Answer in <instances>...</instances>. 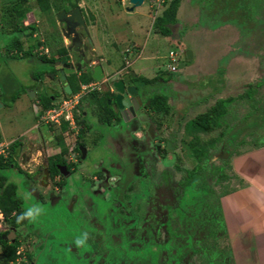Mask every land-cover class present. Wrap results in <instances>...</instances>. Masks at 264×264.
<instances>
[{
  "label": "rangeland",
  "instance_id": "374dc122",
  "mask_svg": "<svg viewBox=\"0 0 264 264\" xmlns=\"http://www.w3.org/2000/svg\"><path fill=\"white\" fill-rule=\"evenodd\" d=\"M66 1L48 0L51 9L44 12L38 9L35 0H26L25 3L22 2L15 6L21 12L23 11L21 15L17 17L13 11L10 12V15L15 17L12 19L23 18L28 20L27 22H35L37 28L34 31L35 37L44 35L47 42L42 45L44 47L48 46L50 40L55 43L59 42L58 32L56 34L57 30L53 26V13L64 7ZM72 1L78 4V7L81 5V8L86 11L89 20L87 22L89 34L93 29L98 30V27H101L99 24L104 18L100 19V17L104 15L106 20L109 19L108 25L111 23L113 27L122 26V29L119 30L120 36L124 32L132 30L129 26L135 27L138 29L135 42L138 45H143L147 51H151L154 47L155 54L150 57V60L142 56L132 63L128 73L123 75L124 73L120 71L125 82L128 79L144 90L143 95L140 96L141 100H150L155 97L160 101L161 97H165L167 92L161 89L162 87L168 88L169 84L165 83L167 78L161 76V80H151L146 84L141 80L136 81L129 73L136 72L143 77H151L154 75L155 71L153 70L156 66L161 73L168 71L171 64L175 67V71L170 72L169 80L192 84L191 88L195 89L205 77L202 74L206 72L197 71L195 75H191L189 72L186 73L189 68L185 72L183 69L187 65L197 66L195 49L200 47L203 52L209 48L216 50V53L211 55L213 64L209 68L212 71L221 69V74L218 76L224 75L222 76L224 84L217 92L223 96L229 95L227 97H230V101L224 103L225 111L216 119V127L208 132H202L191 126L190 120L199 112L211 107L216 97L213 98L206 94L198 95V91L192 92L186 88L189 86L180 85L178 88L175 87L178 85H175L173 88L175 93L170 89L171 103L166 111L154 110L153 114L149 115L150 119L147 120L145 113L141 122L137 120V128L138 126L147 128L151 120L150 122L156 123L155 129L162 127L163 130L166 129L171 133L172 136L169 137L172 143L169 144V149L160 148L163 153L169 152V156L162 157L161 155L158 162L151 161V164L148 163L149 165L128 167L131 174H127L128 187L123 189L118 197L112 196L108 193V187L114 188L116 184L114 179L117 180L120 168H118L117 162L110 161L113 154L108 147H112L116 152V157L117 154L120 157L116 143L119 140L120 145L131 151L133 155L136 152V145L133 146L134 143L131 144L126 138L137 128L134 124L130 126L131 123L128 124L120 118H118V122L115 121L109 126L104 123L99 114L101 110V114L105 115L106 109L109 108L106 102L109 97H112L111 93H107V100L103 104L99 102L100 105H103L104 110L103 107L97 109L95 104H98V101L95 100L92 103L90 102L92 99L87 94L82 95L79 105L76 106L78 115L75 117L80 118V109L86 111L84 117L91 125L90 130H85L82 124L76 123L74 120L70 125L64 123L66 126L63 127L62 125L47 126L38 123L37 114L41 104L33 102L35 98H30L29 92L35 93V97L40 95L46 98L49 93L54 94L55 91L57 94L61 93L53 100L45 101H52V103L58 102L65 93L61 91V84L58 81L45 78L43 73L51 70L45 61L30 57V55L23 58L15 56V50L10 46L19 31H17V27H12L11 24L9 27L2 28L0 25V143L3 142L0 147V156L6 157L10 141L17 139L20 142L13 155L16 168L8 167L0 170V173L4 174L8 181L15 183V192L20 197L23 211L32 205H39L43 209L35 222L27 221L25 225L16 229V236H14L17 242L16 248L20 250V254L17 256L18 264H30L31 260H27L26 254L32 253L31 251H38L37 256H40L35 264H59L61 249L65 259L61 260L60 264H63V261L71 262L74 255L72 250H75L73 243L78 238L76 236L73 239L77 225L81 231H90L88 233L90 242H86L90 249L84 254L88 257L86 264H105L104 257L107 251L103 246V240L99 238L97 232L91 233L96 228L99 230L100 225L102 227L105 221L109 224L110 218L108 219L107 211H110V215L114 216L113 211L116 208L123 214L119 222L126 227L125 233L127 239L131 240L130 245L141 249V244L148 243L151 246L149 250L154 253H157L160 248L155 260H145L142 264H157V261L163 264L166 256L171 260V264H210V254H216L217 252L214 251L216 248L205 249L202 247L199 250L196 247L191 249V245L198 246L201 244L199 242H211L222 246L221 256L219 255L217 258L214 256L213 264H228V260L225 258L229 242H225L220 230L216 201L220 192L227 188L228 181L231 180V157L237 153H245L249 150L251 152L257 146L264 145V0H180L175 13L176 22L168 25L169 35L153 33L155 30L151 19L152 16L160 14L168 0H164L165 3L163 2L159 6L160 10L152 8L150 4L152 0H143L132 11H126L129 4L125 0L122 5L117 4L118 0ZM1 3L9 6L10 0H3V2L0 0ZM27 12L29 13L28 18L25 17ZM0 18L3 17L0 15ZM50 22L51 25H49ZM50 26L54 28H50ZM209 30L211 31L209 32ZM204 31L209 34H204L206 35L204 36ZM19 32L22 34V30ZM48 34L49 38H47ZM191 34L192 36H190ZM52 35H56L55 40ZM115 41L118 50H114L113 56L106 53L107 49H102L100 52L101 57L114 60L110 71L115 70L117 63L122 61L123 55H120V51L125 47L124 43L127 44L133 40L129 33H124L123 39L116 40L110 37L105 44L111 46ZM213 43L216 44L215 47ZM40 50L41 48H38L37 51ZM169 50L176 54L173 61L167 57ZM187 51L192 54L193 58H187ZM201 51L198 54H201ZM203 56L206 61L210 60L207 53L200 55V57ZM97 57L94 53V58ZM211 73L215 74L216 72ZM182 74L185 75V78L179 80V76ZM39 80H42V84ZM67 82L70 83L74 92L78 91V82H74L72 78H67ZM141 83H143V87L140 86ZM97 85L101 88L106 87L104 81H100ZM97 95L101 98L99 93ZM89 102L92 106L85 107ZM110 122H113L112 119ZM34 124L37 128L34 127ZM131 134L135 137L133 133ZM194 135L198 136V143L194 141ZM80 139L86 155L78 166L76 177L63 181L64 187L62 188L55 182L57 177L54 175L50 180L46 178L44 186L40 182L38 171L42 163H46L47 158L49 159L48 155H53L59 150V154H63L66 158H73L75 157L74 147ZM93 142L95 144H92ZM151 144L150 141L149 145L151 146ZM191 144L193 148L188 147ZM195 144L196 146H194ZM193 149L196 153L192 152ZM199 151L204 153L203 157H196ZM21 154L23 157H20ZM161 158H163L162 161H160ZM100 163L102 166H98ZM107 166L116 171L110 173L112 176L106 177ZM192 166H194L193 168L197 166V174L195 171L194 174H189L188 170ZM98 168L101 171L99 169L98 176H95ZM183 178L190 182L187 188L178 183ZM167 180H174L177 183L172 184ZM201 180L207 186H199L204 189V193L200 197L199 190L201 189L195 186ZM87 181L90 192L93 195L101 193L104 200L113 201L112 207L109 206L107 211H103L101 204H98L99 201L96 202L94 197L87 195L84 186ZM174 184V190H172ZM196 199H199L198 203ZM178 209L184 210L185 220L181 217ZM115 218L116 216L112 219ZM152 223H154L153 227ZM50 224L54 226L53 229L49 228ZM47 226L49 235L52 234L54 237H50L45 242H39L38 240L40 236H43L42 233ZM112 226H115L114 221H112ZM213 227L214 230L212 229V234H210L209 228ZM7 228L3 220L0 230L9 232L10 229ZM147 230L154 235L153 242L146 241ZM80 233L82 232L79 231ZM115 233L111 238L114 242H118L120 240L119 233ZM137 238L144 242L135 241ZM36 243L37 246L34 248ZM187 247H190V250ZM120 263L122 264V262Z\"/></svg>",
  "mask_w": 264,
  "mask_h": 264
},
{
  "label": "crops",
  "instance_id": "0c3cea01",
  "mask_svg": "<svg viewBox=\"0 0 264 264\" xmlns=\"http://www.w3.org/2000/svg\"><path fill=\"white\" fill-rule=\"evenodd\" d=\"M9 7L10 5L8 6V5H2V3L0 4V15L3 17V18H0V25L2 28L6 26L9 27L10 26L9 22L10 24L14 22L13 19L10 20ZM78 8L80 10V14L83 13L82 14L84 15L83 18H85L86 24H87L89 20H88V15L86 11L81 8V5H79ZM127 8H126V11H132V10H128ZM28 15H29L28 12L25 13V17H27ZM102 18L104 19L99 24L101 25V27H98V30L93 29L92 33L89 34L90 49H91L90 51L92 52L90 51L88 52L90 56V61L86 65L85 69H83V72L86 74H90V67L96 63L99 64L103 75H102V79L96 82L98 84L100 81H104L105 85L108 87L113 80L119 79L118 77H120L124 81L123 77L120 74H122V72L124 73L123 75H125V73H128L130 71L129 68L132 65V63L140 59L142 56L150 60V57L154 56L155 50L153 47L151 51H147L143 45L142 46L138 45L135 42L138 29L135 27L129 26V28H131L132 30L128 32L126 31L124 33H127V34L129 33L130 38L133 41L127 44L124 43L125 47L120 51V55H123L122 61L117 63V68L115 70L112 69L110 71V69L112 68L111 66L112 61L114 60L110 58L101 57L102 55L100 54V52L102 51V49H107L106 53L110 54V56H113L115 52L114 50H118L116 41L114 45L110 44L111 46H106L105 42L110 37L115 38L116 40L123 39L124 33L122 36H120L119 30L122 29V26L118 25V27H113L111 23H109L108 25V20H109L108 18L106 20L104 15L103 17H100V19ZM151 19L153 21L154 17L152 16ZM27 21L21 18V19H17L15 23L19 26V28H23L26 24L29 23ZM32 23L35 26V22H32ZM210 31L211 30H209V32ZM205 32L206 31H204L203 35L209 34ZM153 33H156V31L155 32L153 31ZM115 34H118L119 36ZM35 36H36L35 32H33L31 34L32 39L34 40L41 39V35H38L37 38ZM52 36L54 38V35ZM190 36H192V34ZM16 37L18 38V40L20 41L22 40L24 44L25 38L27 36L24 38V36L18 31ZM191 44L194 45L193 43ZM213 46L215 47L216 44H214ZM38 48H41V47H37V50ZM198 48L199 49L197 48L195 49L196 54H197V57H196L197 66L193 67L190 65H187V66L185 65L186 67L183 70L185 72V70L189 68L188 70H186V73L189 72L191 75L193 74L195 75L197 71L201 73L206 72L202 74V75H205V77H203L202 79V82L197 84L195 89H193L191 88L192 84L188 85L187 83L183 84V83H179L175 81L173 82L174 83L173 88L175 85H178V86H175L178 88L180 87V85H183L185 87L189 86L186 88L192 92L198 91V95L206 94V95L212 96L213 98L216 97L214 98L213 104L218 99L230 98V97H227L229 95L223 96V94L220 95L217 92V90L221 89L222 85L224 84V77H222L224 75L222 74L221 76H218V74H221V69L212 71L209 68L213 64L211 62L212 61L211 55L215 54L216 50L209 48L206 52H203V50L201 51L200 47ZM93 51L98 56L97 58H94ZM200 51H201V54H198V52ZM204 53H207L210 56L209 61H206L204 56L200 57V55H204ZM190 58H193L191 53L188 59ZM192 70L194 71V73ZM153 71H155L156 73L154 72V74L157 75L160 70L156 66ZM211 72H216V73L212 74ZM129 74L130 75L132 74L133 78L136 79V81L139 79V76L143 77L141 74H138L136 72L134 73L131 72ZM184 76L185 75L183 74L179 76V80H181L182 78H185ZM144 77L150 78V76L148 77L144 76ZM129 83H132V82L126 79L125 84H129ZM134 85L137 88L138 93H139L138 98H140V96L143 95L144 90L138 87V84L137 85L134 84ZM140 86L143 87L144 86L143 83H141ZM70 89H71V86H70ZM70 93L73 94L75 92L71 91ZM29 94H30V98H35L33 102L35 101V103L38 104L39 101H37V97H35V93L33 94L29 92ZM82 97L83 96L81 95L79 98V101L81 100ZM62 98H64V95ZM169 102L170 101H168V104H170ZM89 104L90 102L85 107L92 106L91 104L90 105ZM97 109H99V107H97ZM80 110L84 112V115L87 113L86 111H83L82 109ZM77 112H78V108L76 109V113ZM84 120H85V117H84ZM112 121L114 120L112 119ZM150 121H149V124L152 123ZM129 123H132V125L134 124L135 126L136 124L138 125V123H136V120H131ZM108 125H110V123ZM82 126L84 127L85 130H90L91 128V125H89L87 121L83 122ZM34 127H36V124H34ZM149 127H150V130H152L153 123L151 124V126L149 125ZM142 129H145V128H142ZM21 157H23V155ZM230 167L232 170V173H231L232 175L230 177L231 180L230 182L228 181L227 188H225L222 192H220V194L217 197L218 211L220 214V221H221L220 230L223 234V237L225 238V242H229L228 245L231 248H228V249L233 250V253H234V257L229 258L230 255L232 256V253L231 251L227 249L228 258L231 264H264V145L257 146V148L252 149L251 152L249 150L248 152H245V153L242 152V153L233 155L230 160ZM36 260H37L36 257H33V260H32L33 264H35Z\"/></svg>",
  "mask_w": 264,
  "mask_h": 264
},
{
  "label": "trees",
  "instance_id": "16d2710c",
  "mask_svg": "<svg viewBox=\"0 0 264 264\" xmlns=\"http://www.w3.org/2000/svg\"><path fill=\"white\" fill-rule=\"evenodd\" d=\"M25 1L26 0H10L9 15H10L11 11L15 12L14 14L17 17L19 15H21L23 13V11L21 12V10L15 8V6H18V4H20L22 2L25 3ZM35 2H36V6L38 7V9L40 11L47 12L49 9H51L50 4L48 3V0H35ZM68 2L71 6L75 4L74 1H72V0H68ZM179 2H180V0H168L166 3L164 2L165 4H164L162 11L160 12L159 15L155 16L153 19L152 24H153V28L156 32H159L160 34H163V35H169L170 30L168 28V25L174 24L176 22L175 13H176L177 7L179 5ZM12 17L15 18L14 16L10 15V20L12 19ZM16 20L17 19H13L14 23ZM14 23L13 22L11 23L12 27L13 26L17 27V31L22 30V35L24 36V38L27 36L25 38L24 44H23V41L18 40L17 37L12 40V42H11L12 44L10 47L15 50V53H16L15 56L17 58H23L26 55H30V57H34L37 59L38 58L43 59V55L38 54L37 47L39 45L47 44V42L45 40L39 41V40H34L31 38V34L37 29L35 26H33V23H28L23 28H19V26L16 23L15 24ZM11 24L9 22V25H11ZM12 27H10V28H12ZM25 34H26V36H25ZM50 74H53L52 69L50 71ZM50 74H49V76H50ZM154 79L155 78L148 79V78L139 76L138 80H141L145 83H149L151 80H154ZM73 80H74V82H78V85H77L78 88H79V83L83 84V83H87L89 81H92L89 74H86L84 72L81 73V75L79 77H77L76 79L74 78ZM71 91L74 92L73 89H71ZM96 95L97 94L95 92L93 93V91L87 92V96L90 99H92V97H94ZM99 95H101V98H99V96L97 95L96 101H98V104H99V102L101 104H103L107 98L106 97L107 92H105V94L99 93ZM47 99L49 100V98L39 96V103L41 104L40 110H44L47 107H49L51 104H53L52 101L45 102V101H47ZM228 101H230L229 98L216 100L215 103L211 107H209L208 109H204L203 112H199L198 114L193 116V118L190 120L191 126H193L195 129L197 128V129L201 130L202 132H208L211 129L215 128L216 124H217L216 119L219 118L223 114V112L225 111L224 105L226 103H228ZM90 102H93V99ZM149 104L151 105L150 109L154 108L156 111H160V110L166 111L169 107L168 104H166V102H165V97H161L160 101H158L157 98L154 97V98L149 100ZM98 107L100 109H102L103 105L99 104ZM103 109H104V107H103ZM76 115H78V114H76ZM99 115H101V114H99ZM114 115H116V113L109 111V110H106L105 115L102 114L101 118H103L104 123L106 125H108L109 120L112 119ZM74 120L76 123H80V124L83 123L81 118L78 119L75 117V114H74ZM60 125H62V127L65 126V124H63V123H61ZM196 132L198 133V131H196ZM194 141L196 143H198L199 138L197 135H194ZM210 141L213 142V140H211V139H210ZM19 144H20V142L17 139H15L9 143L8 152L6 154V157L2 158L0 156V170L6 169L8 167H13V168L15 167L16 168V163L14 161L13 155L15 152V148H17V146H19ZM194 146H196V144ZM188 147L193 148L192 144L189 145ZM192 152H195L194 149L192 150ZM201 153L202 152L199 151L198 154L196 155V157L197 156L203 157L204 153H202V154ZM58 161H59V158L57 155L50 156L49 159L47 158L46 164H48V166L53 167L52 172L50 173V176H54V174H56V168L53 165L55 162H58ZM123 167L126 169V171H123ZM128 167L130 168V167H132V165H130V164L129 165L127 164L126 166L122 165V167L120 168V171L118 170L119 174L117 175V177H118L117 180H115L116 184H115L114 188L111 186L110 190L108 191V193H110L112 196L118 197V195L122 192V190L128 187L129 182H128V184L126 183L127 174H130ZM196 167L195 168L192 167L190 170H188L189 174L191 173L190 175L194 174L193 173L194 171L196 172ZM111 170H112V172H111ZM115 172L116 171L114 169H112V168L109 169V173H115ZM95 174H97V173H95ZM196 174H197V172H196ZM187 176H188V174H187ZM57 183L59 185L64 184L63 182H57ZM178 183L180 186L185 187V188H187L188 185L190 184V182L186 178H183L182 181H178ZM200 185L205 186L206 183L203 180H201L200 183L198 182V185L195 186L196 188L201 189V190H199V192H200L199 195L201 197V194L204 193V189H203V187H199ZM84 186H85V190L87 192V195L94 197V200L96 202L99 201L98 204H101L103 211H105V210L107 211L109 206L112 207L113 201L110 202V200H108V199L104 200L101 193H99L97 195H93V193L90 192L88 181L84 184ZM15 188H16L15 183L8 181L7 177L4 174L0 173V211L2 213V221L4 220V222L6 223V225L8 227L7 229L14 228L16 230L19 227H22L23 225H25L27 223V220H25L21 223L16 222V216L19 215L23 210H22V206H21L20 197L18 195H16ZM122 197H124V196H122ZM200 197H199V199H200ZM199 199H196L197 203H198ZM194 206L196 207L197 204ZM178 211H179L181 217L183 218V220H185L184 219V217H185L184 210L178 209ZM216 211L218 214V220H219V224H220L221 221H220V214L218 211V205H216ZM107 213L109 214L108 219L110 218L109 224L106 223V221H105V223L103 225L105 227L104 229H103V226L101 227V225H100L99 230H97L98 228H96L97 231L94 229L93 232L91 233V234H95L97 232V235L100 236L99 238H101V240H103V246L107 251V254L104 257V263L105 264H119L120 262H122V264H142V262H144L145 260H155L154 258L156 257L157 253H154L151 250H149V248L151 246L148 243L141 244V246H142L141 249H140V247H139V249H136L137 247L135 248L134 246L130 245L131 240L127 239V235L125 233L126 227L121 222H119V220L122 218L121 216L123 215L120 210H118L117 208L114 209V211H113L114 216L110 215V211H107ZM115 216H116V218L112 219ZM112 221H114L115 226H112ZM193 223H194V221L192 222V226H193ZM50 227H52V229L54 228V226H52L51 224H50L49 228ZM64 227H66V226H64ZM204 227H206V225H204ZM66 228H68V227H66ZM76 228H77V231H74L73 239L76 236L77 237L81 236V234L85 231V230L81 231L78 228V225L76 226ZM45 229L46 230L44 231V233H42L43 236H40V238L38 240L39 242H45L46 240L50 239V237H54L52 234L49 235L50 232L47 230L48 226ZM212 229L214 230V227L209 228L210 234H212V232H211ZM78 230L82 233L79 234ZM85 232L89 233L90 231H85ZM115 232L119 233L120 240L118 242H114L111 238L112 235L116 234ZM6 233H8V230H3V231L0 230V264H9V262H10V264H15L14 258L16 257V255H15V248H16V243H17L16 237H14L12 242H9V240H7V239L4 240L1 238V236L5 235ZM146 235H147L146 241L147 242H153L152 238L154 237V235L152 233L150 234L149 230H147ZM46 237H47V239H46ZM200 239H202V238H200ZM135 241L144 242L143 240H140L139 238L135 239ZM86 242H90L89 239ZM94 242H95V240H94ZM174 242H176V240H174ZM177 242H178V240H177ZM35 246H37V243L34 245V248H36ZM55 248H56V244H55ZM75 248H76V252L74 255L76 256L75 262L77 263V260L82 258V256L84 254H86V252L89 251L90 247L86 246V247L77 248L75 246ZM40 249L42 250V248H40ZM61 251H62V249H61ZM31 252L32 253L26 254V258L28 261H30L33 257L40 258V256H37L38 251H36V252L31 251ZM59 253H60V255L62 254L61 252H59ZM84 257H86V256L84 255ZM62 258L65 259L64 256ZM60 260H58V261H60ZM61 262L62 261H60L58 263L60 264ZM66 262H68V261H66ZM22 264H24V263H22ZM70 264H71V262H70Z\"/></svg>",
  "mask_w": 264,
  "mask_h": 264
},
{
  "label": "flooded vegetation",
  "instance_id": "af4514ba",
  "mask_svg": "<svg viewBox=\"0 0 264 264\" xmlns=\"http://www.w3.org/2000/svg\"><path fill=\"white\" fill-rule=\"evenodd\" d=\"M122 2H123V0H118L117 4L121 5ZM74 6H77V4H74V5L71 6L69 4L68 0H67L64 7H61L59 10H56L53 13V18H54L53 26L57 30L56 34L58 32V40H59V42L55 43V42H51V40H50V41H48V46H44V47L42 45L38 46V47H41V51H38V54L39 55H43V59H40V60L45 61L50 66V69L53 70V74H50L51 70L48 71V72L45 71L43 73L45 75V78L47 77L46 79H48V80L55 79L60 84H61V81H59L58 70L55 69V62L62 61V62L73 63L74 64L76 62L83 61L84 59H86V57L89 56L88 52L90 51L89 33H88V30H87L86 20H85V18L82 17V15H81V18H82V21H83V25H73V26H71L72 27L71 32H69L67 37L63 36V33L67 32V25L65 24L64 21L58 22L56 20L55 16H56V13L58 11L63 10L66 13L65 16H68V12ZM29 23H32V22H29ZM51 24L52 23H49V25H51ZM71 24H74V20L73 19L71 20ZM33 26H34V24H33ZM53 26H51V27H53ZM74 35H75V40L77 42H79V45H77V46H74L72 44V40L74 38ZM55 36L56 35H54V38H55ZM49 37H50V35L48 34L47 38H49ZM38 40L39 41H44L45 40L44 35L41 34V39H38ZM86 65L87 64H83L82 68H80L79 70H75L74 69L73 72H71V73L66 75L65 80L67 81V78H69V79H71V78L74 79L75 78L76 79L77 77H79L81 75V73H83V69H85ZM158 73H160V72H158ZM49 74H50V76H49ZM71 74H73V76H70ZM169 75H170L169 71H162L160 74H157V75L154 74L152 77H150V78H155L154 80H156V81L161 80V76L163 78H165V77L167 78L165 83L169 84L168 88L167 87H165V88L162 87V89H161V90H164V91L167 92V95H164L166 104H168V101H170L169 97L172 94V93L171 94L169 93V90L171 89L173 91V93H175V91L173 89V84H174L173 82H175V81L169 80V77H168ZM150 78H148V79H150ZM39 82H40V84H42V80H39ZM123 83L126 86L132 85V86L135 87V85L133 83L125 84L124 81H123ZM60 88H61V91H62V85H61ZM135 90H136V93L133 96L134 98H133L132 104H130L128 106L126 111L123 110L122 113H120V111L116 108V106L114 104V101H113V99H114V89L111 87V84L108 87L106 86L105 88H101L100 86H98L96 88H93L91 91H93V93L96 92V94L97 93H103L104 94V92L111 93L112 97H109L108 100L106 99L107 100L106 103L109 105V108L106 109V110H109V111H112V112L116 113V115H114L113 118H112L114 120L113 123H115V121L118 122V118H120L124 122H127L128 124H130L129 122L131 120H136V123H138V121L141 122L142 121V116L145 113H146V116H147V120L150 119L149 115L153 114V111L155 110L154 108H153V110L150 109L151 105L149 104V100H140V98H138L139 93H138V90H137L136 87H135ZM56 92L57 91H55V93H54L55 95L52 94V93H49L47 95L49 100H53L55 97L60 96L61 93L57 94ZM39 96L40 95L37 96V101H39ZM96 96L92 97L93 102L96 100ZM40 97H44V96H40ZM129 98H131V97H129ZM133 103L137 104V108L135 110H132L133 109ZM169 103H171V102H169ZM95 105L98 107V104H95ZM168 106H170V104H168ZM101 113L102 112L100 110V114ZM84 116H85L84 112L81 111L80 118L82 119L83 122L86 121V120H84ZM109 123H110V125L112 124L111 122H109ZM131 125H132V123L130 124V126ZM150 126H151V124H150ZM155 126H156V123L154 122L152 130H150L149 125H148L147 128L142 129L141 126H138V128H137V124H136L135 127L137 129L135 131L131 132V133H133L135 135V137H133V135L131 133H129L127 135V138H126V139H128V141L131 144L134 143L133 146L136 145V148H135L136 152L133 153V155H132V152L128 151L125 147H122L120 145L121 142L118 140L116 143L118 144V149L117 150L120 153V157L118 156V154H117V157H116V152L113 151V148L112 147H108L110 152H112V154H113L112 158L110 159V161L117 162L118 163V168H121L122 165L126 166L127 164L128 165L130 164V165H133V166L134 165L135 166H139V165L144 166V165H146L148 163L151 164V161L153 163H155L156 161L158 162L159 161L158 159L161 157V155H162V157L169 156V152L163 153V151H160V148H165L166 150L169 149V144L172 143V141L170 140V137H169L171 135V133L168 132V130H166V129L163 130L162 127L160 129H155ZM164 131H165V133H163ZM121 141H122V139H121ZM150 141L152 143L151 146L149 145ZM92 144H95V143L93 142ZM80 145L82 147H84L81 139H80L79 142L76 143V145L74 147L75 148V154H74L75 157H73V158H71V157L70 158H66L63 154H59V150H58L57 153H54L53 155H48V157L57 155L58 158H59V161L55 162L54 165H53L56 168V174H54V175L57 177V180L55 182H58V181L63 182L67 178L74 179L76 177L75 173L78 170V166L80 165L81 161L84 159V157L86 155V153L84 151L83 158L80 157L81 153H80V151L78 149V146H80ZM237 154H239V153H237ZM21 156H22V154L20 155V157ZM162 159L163 158H161L160 161H162ZM97 160L99 162H101V160H99V159H97ZM106 165H107V162H106L105 166ZM61 166H63L64 169H62ZM98 166H102V164L100 163ZM108 167L109 166H107V171L105 172L106 173V177L112 176L109 173V168ZM192 167H194V166H192ZM52 168L53 167L48 166V164H46V163H44V164L42 163V165L40 166V169L38 171L39 172V178H40V182L42 183V178L44 176V178H43L45 180L44 186L46 185V178L48 180L51 179L50 173L52 172ZM99 169L100 168H98L95 173L99 172ZM100 171H101V169H100ZM123 171H126V169L124 167H123ZM96 175L98 176V174H95V176ZM115 180L116 179H114V181ZM167 182H170L172 184L173 183H177V181H174V180H167ZM174 186H175V184L172 186V190H174ZM59 187L63 188L64 185H60ZM108 188L110 190L111 186H109ZM153 224L154 223H152V225H151L152 227H153ZM169 243H172V242H169ZM199 243H201V244H199L198 246H196V245L192 246L191 245V249L192 248H196V247H198L199 250H201L202 247H204L205 249H208V248H211V247L212 248H214V247L216 248V250L214 249V251H216L217 253L214 254V255L210 254V257H211L210 264H213V260H215L214 256L217 258L223 251V247L222 246H217V245H215V243H211V242H199ZM187 248H188V250H190V247H187ZM229 248H231V247H229ZM159 251H160V248H159L158 252ZM229 251H231V253H232V256L230 255L229 258H233L234 257L233 250L229 249ZM72 252H73V254H75L76 248H75V250H72ZM166 255H167V253H166ZM62 257H63V253L60 255V259L64 260ZM75 257L76 256L73 255V260H72L73 262L71 261V264H86L87 263V258H88L87 256L84 257V255H83L82 258L77 260V263L74 260ZM229 258H228V254H227L225 259L229 261L228 264H231ZM32 260H33V258L31 259L30 264H33ZM63 263L64 264H70L69 261L68 262L63 261ZM158 263L159 262L157 261V264ZM163 264H171V260L167 259V256H166V259L163 262Z\"/></svg>",
  "mask_w": 264,
  "mask_h": 264
},
{
  "label": "water",
  "instance_id": "95a60500",
  "mask_svg": "<svg viewBox=\"0 0 264 264\" xmlns=\"http://www.w3.org/2000/svg\"><path fill=\"white\" fill-rule=\"evenodd\" d=\"M126 1L129 4V7L127 9L132 10L133 7L140 5L143 0H126ZM65 15L66 13L63 10H60L56 13L55 17L58 22L64 21L65 24L67 25V32L63 33V36L67 37L69 32H71L72 29L71 26L83 25V21L78 6H74L73 8H71L70 11L68 12V16ZM72 19L74 20V24H71ZM72 44L74 46L79 45V42L75 40V35L72 40ZM186 54H187V58H189L190 52L187 51ZM89 61H90V56L86 57V59H84L83 61H79L74 64L66 63L62 61L55 62V69L58 70L59 80H61V85H62V91L65 94H69L71 92L70 86L65 80L66 75L73 72L74 69L79 70L83 64H88ZM89 75L92 80L95 81L101 80L103 74L100 65L96 63L93 66H91ZM110 84L111 87L114 89V99H113L114 104L116 108L120 111V113H122L123 110L126 111L128 106L132 104L134 98L133 96L135 95L136 92L135 87L132 85H128V86L124 85L122 79L113 80ZM136 108H137V104L133 103L132 110H135ZM78 149L81 153L80 157L83 158L85 151L84 147L80 145L78 146ZM61 168L64 169L63 166H61ZM43 178H42V183L44 184L45 180ZM14 235H15L14 228H11L9 232L6 233L5 235H2L1 238L4 240L8 239L10 242H12Z\"/></svg>",
  "mask_w": 264,
  "mask_h": 264
},
{
  "label": "built area",
  "instance_id": "2783aa9c",
  "mask_svg": "<svg viewBox=\"0 0 264 264\" xmlns=\"http://www.w3.org/2000/svg\"><path fill=\"white\" fill-rule=\"evenodd\" d=\"M164 2V0H152L150 4L152 5V8L158 9L159 6ZM175 52L172 50H169L167 53V57L170 61H173L175 59ZM169 72H174L175 67L173 65H169L168 67ZM98 87L96 81H89L87 83L80 84L79 89L77 92L66 95L64 98L59 100L58 102H55L51 104L49 107H47L44 110H40L37 114V122L42 123L44 125L50 126V125H58L60 126L61 123H66L67 125H70L73 123V115L74 112H76V106L78 104L79 98L81 95L85 94L88 91H91L93 88ZM3 145V142L0 143V147ZM1 153V152H0ZM2 222V213L0 211V225ZM20 254V250L17 248L15 249V255L14 258L15 264H18L17 256ZM10 264V262H9Z\"/></svg>",
  "mask_w": 264,
  "mask_h": 264
},
{
  "label": "clouds",
  "instance_id": "9594fccd",
  "mask_svg": "<svg viewBox=\"0 0 264 264\" xmlns=\"http://www.w3.org/2000/svg\"><path fill=\"white\" fill-rule=\"evenodd\" d=\"M87 93V92H86ZM78 105V104H77ZM77 109V107H76ZM76 112H74L75 114ZM77 114V113H76ZM75 114V115H76ZM73 120H74V115H73ZM75 121V120H74ZM43 209L39 205H32L26 208V210L22 211L19 215L16 216V222L21 223L25 220L29 221L30 223L35 222L37 218L41 215ZM15 235H16V230L14 229ZM14 235V236H15ZM14 239V238H13ZM89 239V234L88 232H83L81 236L76 238L74 240V244L77 248L80 247H86V241ZM8 240V239H7Z\"/></svg>",
  "mask_w": 264,
  "mask_h": 264
}]
</instances>
